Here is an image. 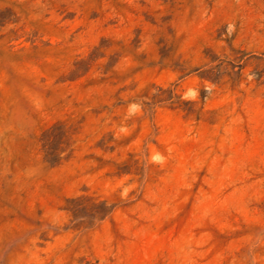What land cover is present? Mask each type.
<instances>
[{"label": "rangeland", "instance_id": "1", "mask_svg": "<svg viewBox=\"0 0 264 264\" xmlns=\"http://www.w3.org/2000/svg\"><path fill=\"white\" fill-rule=\"evenodd\" d=\"M0 264H264V0H0Z\"/></svg>", "mask_w": 264, "mask_h": 264}, {"label": "trees", "instance_id": "2", "mask_svg": "<svg viewBox=\"0 0 264 264\" xmlns=\"http://www.w3.org/2000/svg\"><path fill=\"white\" fill-rule=\"evenodd\" d=\"M56 137V136H55ZM58 150V148L56 146H50L49 150L48 151H52L51 154H53V152H56ZM49 153V152H48ZM62 159L59 158V157H54V158H48V161L52 164H56V163H59ZM105 204V202L103 203V205ZM108 213V209H105V215Z\"/></svg>", "mask_w": 264, "mask_h": 264}]
</instances>
